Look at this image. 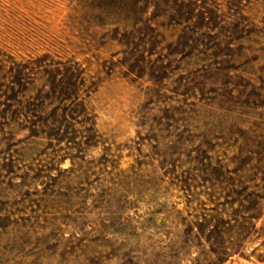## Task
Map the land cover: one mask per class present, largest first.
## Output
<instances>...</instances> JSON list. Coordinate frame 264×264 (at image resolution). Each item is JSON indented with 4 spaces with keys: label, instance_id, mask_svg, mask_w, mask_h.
<instances>
[{
    "label": "rangeland",
    "instance_id": "1",
    "mask_svg": "<svg viewBox=\"0 0 264 264\" xmlns=\"http://www.w3.org/2000/svg\"><path fill=\"white\" fill-rule=\"evenodd\" d=\"M0 264H264V0H0Z\"/></svg>",
    "mask_w": 264,
    "mask_h": 264
},
{
    "label": "trees",
    "instance_id": "2",
    "mask_svg": "<svg viewBox=\"0 0 264 264\" xmlns=\"http://www.w3.org/2000/svg\"><path fill=\"white\" fill-rule=\"evenodd\" d=\"M75 87H76V85L74 86V88ZM76 90H77V88H75V90H73L72 93H69V99H71L72 101H75L78 99V95H77L78 92ZM232 181H234L233 178H232ZM232 192H234L235 194H238V195L240 194L238 191H235V189H233ZM244 192H247V194H248L247 190H245ZM253 218H255V217H253Z\"/></svg>",
    "mask_w": 264,
    "mask_h": 264
}]
</instances>
